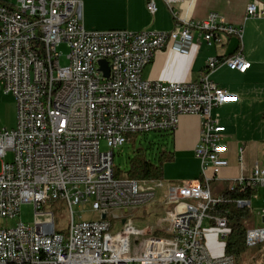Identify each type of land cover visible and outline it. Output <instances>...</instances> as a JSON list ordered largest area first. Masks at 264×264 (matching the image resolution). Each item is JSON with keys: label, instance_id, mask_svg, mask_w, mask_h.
<instances>
[{"label": "built area", "instance_id": "obj_1", "mask_svg": "<svg viewBox=\"0 0 264 264\" xmlns=\"http://www.w3.org/2000/svg\"><path fill=\"white\" fill-rule=\"evenodd\" d=\"M163 1L175 19L168 32L90 31L81 0L0 1V90L12 95L17 107L16 127L0 129V159L13 156L0 172V218L15 219L24 205L35 208L33 227L21 223L0 230V264H235L237 258L225 254L228 221L211 214L228 199L214 196L211 184L229 166L226 128L213 113L239 97L211 75L223 66L242 74L250 69L242 52L244 27L227 24L217 13L192 21L172 8L183 0ZM146 7L155 15L157 0H146ZM250 18L264 19V5L250 3ZM196 34L209 45L236 37L239 52L211 59L196 82L144 79L158 53L189 56ZM64 44L70 50L66 66L59 51ZM183 115L201 118L195 149L200 177L170 185L165 204L174 209L165 208L155 223L138 227L124 214L154 203L163 183L120 180L114 151L138 135L174 132ZM238 159L241 174L229 190L264 189V168L257 164L247 172L244 147ZM255 198L235 205L257 213ZM49 203L70 212L65 232L57 230L55 214L46 210ZM84 204L97 219H75L73 208ZM258 212L263 226L248 230V249L264 244V208ZM111 216L122 218L121 230L113 231ZM212 239L223 253H215Z\"/></svg>", "mask_w": 264, "mask_h": 264}, {"label": "crops", "instance_id": "obj_2", "mask_svg": "<svg viewBox=\"0 0 264 264\" xmlns=\"http://www.w3.org/2000/svg\"><path fill=\"white\" fill-rule=\"evenodd\" d=\"M7 1L14 0H0ZM84 9V26L90 31L127 30L168 32L173 30L175 19L163 0H157L158 12L152 15L146 7V0H81ZM264 0H183L172 5L174 12L192 21H204L211 13H217L227 24L244 27L242 52L250 69L242 74L227 66L220 67L211 79L222 89L239 97V102L216 109L214 118L226 128L225 142L228 153L224 156L229 166L224 168L218 179L221 183L214 190L220 197L229 190L233 181L241 174L238 155L245 148V168L251 171L257 164L264 168V19H246L247 7ZM196 45L189 56L173 51H163L146 67L144 79L166 83H189L200 80L208 63L213 58L231 57L239 52L240 41L236 37H224L221 44L209 45L198 34ZM10 115V116H9ZM17 107L15 98L0 90V129L11 130L16 127ZM201 118L183 115L177 129L172 133L176 160L165 166L167 189L170 185L195 182L197 173L183 172L188 156H195L200 139ZM168 174L173 175L168 178ZM162 182V183H164ZM227 186L222 189L221 185ZM253 200L256 212L264 208V189L258 190ZM258 210V211H257ZM215 253L218 254L217 242ZM219 256V255H216Z\"/></svg>", "mask_w": 264, "mask_h": 264}, {"label": "rangeland", "instance_id": "obj_3", "mask_svg": "<svg viewBox=\"0 0 264 264\" xmlns=\"http://www.w3.org/2000/svg\"><path fill=\"white\" fill-rule=\"evenodd\" d=\"M6 2V1H5ZM14 1H7V3H13ZM59 51L63 53L61 64L66 66L68 64L67 56L70 52L66 44L62 45L59 48ZM10 116V115H9ZM144 149L148 159L156 164L159 158L160 153L162 152H175L174 147V137L171 133L168 132H151L145 135H138L134 137L131 143L125 145L122 148L116 149L114 151V167L116 172L119 175L120 180H128L129 171L131 169V160L134 158V154L137 150ZM106 145L103 143L102 151H106ZM13 160L12 154H9L6 159H0V172L2 170L3 162H11ZM199 164L193 156H188L183 168H180L183 172H199ZM173 175L168 174V178H171ZM209 176L212 177L213 174L210 171ZM144 181V180H140ZM148 181V180H146ZM221 183V180H216L211 184V191L214 194V190L217 185ZM222 189H226L227 186L221 185ZM167 193L166 182L163 183V188L158 189L157 198L154 203H150L144 206H139L135 209H132L130 212L125 213V217L130 218L134 217L135 224L138 227H146L148 224L152 225L155 223L157 218L161 216L165 208L169 210L174 209V205L165 204V195ZM254 209H257V206L254 205ZM47 211H52L55 214L56 218V228L60 232H65L69 228L70 224V212L66 209L60 207L59 203L55 204L54 207L51 203L46 206ZM75 213V219L78 221L81 218L84 221L95 220L98 218L97 214L92 210L89 204L78 205L73 208ZM258 211V210H257ZM109 220L114 222L113 231H119L122 228V218L115 219L110 217ZM21 223L25 224L28 227H33L35 223V208L32 204L24 205L21 208L19 215L13 219H4L0 218V230L12 229L20 225ZM119 223V225H117ZM244 225L247 230H255L263 226V220L261 219V213L251 212V216L244 220ZM162 235V234H161ZM211 240V239H210ZM209 240V241H210ZM212 246L215 247L213 242ZM217 244V243H216ZM218 249L222 252L221 247L218 245ZM220 252V253H221ZM223 253V252H222ZM235 264H264V244L258 245L254 248L248 249L246 253L242 254L237 258Z\"/></svg>", "mask_w": 264, "mask_h": 264}, {"label": "trees", "instance_id": "obj_4", "mask_svg": "<svg viewBox=\"0 0 264 264\" xmlns=\"http://www.w3.org/2000/svg\"><path fill=\"white\" fill-rule=\"evenodd\" d=\"M6 4L5 2H2ZM171 134L173 132H170ZM134 158L131 160V169L129 177L134 180H148L155 182H164L165 180V166L172 164L176 160V155L173 152H162L159 155L156 164L152 163L144 149H139L135 152ZM258 192L246 190L231 192L227 190L223 196L228 199L227 204L218 205L211 211L212 215L225 217L228 221L230 235L227 239V246L225 254L227 256H235L239 258L242 254L246 253L247 248V228L244 225V220L251 216L250 211L240 210L235 205L238 199H251Z\"/></svg>", "mask_w": 264, "mask_h": 264}, {"label": "water", "instance_id": "obj_5", "mask_svg": "<svg viewBox=\"0 0 264 264\" xmlns=\"http://www.w3.org/2000/svg\"><path fill=\"white\" fill-rule=\"evenodd\" d=\"M101 69L105 72L106 76L108 77L109 76V66L106 61L101 62Z\"/></svg>", "mask_w": 264, "mask_h": 264}]
</instances>
